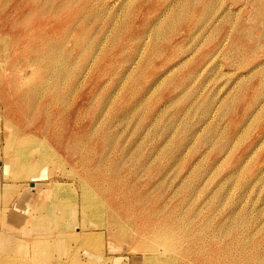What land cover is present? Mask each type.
I'll return each mask as SVG.
<instances>
[{"label": "rangeland", "instance_id": "obj_1", "mask_svg": "<svg viewBox=\"0 0 264 264\" xmlns=\"http://www.w3.org/2000/svg\"><path fill=\"white\" fill-rule=\"evenodd\" d=\"M0 264H264V0H0Z\"/></svg>", "mask_w": 264, "mask_h": 264}, {"label": "bare ground", "instance_id": "obj_2", "mask_svg": "<svg viewBox=\"0 0 264 264\" xmlns=\"http://www.w3.org/2000/svg\"><path fill=\"white\" fill-rule=\"evenodd\" d=\"M23 149H24V148H23ZM14 160H15V159H14ZM12 161H13V160H12ZM16 161H17V160H16ZM21 162H22V161H21ZM19 163H20V162H19ZM19 163H18V164H19ZM13 164H14V163H13ZM20 164H21V163H20ZM33 169H35V168H34V167H32V170H33ZM28 171H30V170H28ZM31 172H32V171H31ZM32 173H34V170H33V172H32ZM32 173H29V172H28V174H31V175H32ZM26 174H27V172H26ZM23 175H24V174H23ZM23 175H22V176H23ZM11 178H12V177H11ZM93 182H94V181H93Z\"/></svg>", "mask_w": 264, "mask_h": 264}]
</instances>
